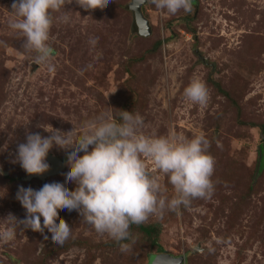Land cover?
I'll list each match as a JSON object with an SVG mask.
<instances>
[{
  "label": "rangeland",
  "instance_id": "374dc122",
  "mask_svg": "<svg viewBox=\"0 0 264 264\" xmlns=\"http://www.w3.org/2000/svg\"><path fill=\"white\" fill-rule=\"evenodd\" d=\"M133 1L112 0L85 11L72 0L52 13L49 71L25 53L22 36L9 28L13 0H0V232L9 227L2 220L9 213L24 218L15 199L19 186L38 190L58 181L75 187L65 182L66 166L43 181L28 179L14 162L25 132L47 136L51 125L73 129L78 137L102 113L118 122L119 110L139 114L138 132L146 136L203 134L215 161L213 194L177 211L166 207L140 224L156 229L164 254L137 225L124 241L131 250L121 251L76 211L60 210L72 229L63 246L47 230L42 235L17 228L13 240L0 242V264H172L178 257L183 264H264V168L258 173L264 151V0H193L190 12L174 15L147 0L141 6L147 37L133 31ZM65 12L63 23L57 18ZM192 79L207 85L203 105L184 95ZM48 155L66 157L55 147ZM141 159L161 185L160 196L172 199L168 177L151 159Z\"/></svg>",
  "mask_w": 264,
  "mask_h": 264
},
{
  "label": "clouds",
  "instance_id": "9594fccd",
  "mask_svg": "<svg viewBox=\"0 0 264 264\" xmlns=\"http://www.w3.org/2000/svg\"><path fill=\"white\" fill-rule=\"evenodd\" d=\"M85 11L106 7L112 0H75ZM156 8L176 14L190 12L192 0H151ZM72 0H13L9 28L19 33L25 53L34 55L37 64L49 71L54 49L47 43L53 26L52 13L60 12ZM57 19L66 23L65 12ZM185 97L193 103L205 104L208 89L205 82L192 79L184 89ZM120 121L107 113L87 122L78 137L73 129L61 131L47 125L51 131L25 132V140L18 143L15 163L29 176L49 171L47 156L55 147L66 153L64 173L66 183L75 185L69 190L65 183H45L40 189L19 186L15 199L24 209L23 219L9 213L2 220L9 227L0 232V242L15 238L16 229L31 230L42 235L45 230L58 246L71 235L69 224L59 217L60 210L76 211L83 221L98 234H107L121 248L130 251L124 241L132 238V225L144 223L152 214L166 207L177 211L194 198L213 194L212 176L215 161L208 153L209 142L203 134L191 139L170 131L167 136H146L138 132L143 118L132 112L119 110ZM37 127H42L37 125ZM82 153V155H81ZM141 155L152 160L173 186L175 196L168 200L160 196L161 185L149 176ZM42 220V223H41ZM49 237L44 236L47 240Z\"/></svg>",
  "mask_w": 264,
  "mask_h": 264
},
{
  "label": "water",
  "instance_id": "95a60500",
  "mask_svg": "<svg viewBox=\"0 0 264 264\" xmlns=\"http://www.w3.org/2000/svg\"><path fill=\"white\" fill-rule=\"evenodd\" d=\"M146 0H134L130 11L133 15V31L138 35L142 37H147L150 35V28L148 25V22L144 19L142 12H141V6L144 5ZM264 157V151L262 152ZM47 162L50 166L49 171L40 175V176H30L28 179L32 178H38L39 180L43 181L49 177H53L60 173L64 168L65 165L56 157L52 155L47 156ZM184 260L182 257H178L172 264H183Z\"/></svg>",
  "mask_w": 264,
  "mask_h": 264
},
{
  "label": "trees",
  "instance_id": "16d2710c",
  "mask_svg": "<svg viewBox=\"0 0 264 264\" xmlns=\"http://www.w3.org/2000/svg\"><path fill=\"white\" fill-rule=\"evenodd\" d=\"M146 1H147V0H146ZM192 1H193V0H192ZM261 134H264V131H262ZM262 152H263V151H261V156H262V158H261L260 168H259V170H258V173H260L261 170L264 168V157H263ZM59 160L65 165L66 157L59 158ZM30 180H38V181H41V180H39L38 178H37V179H36V178H32V179H30ZM136 228H137V230H138L140 233H142L146 238H148V239L151 241V245L156 246V247L158 246V245H157L158 233H157V231H156L155 228H153V227H145V226H143V225H137ZM157 249H158L159 254H164V253L162 252V249H161L160 247H157ZM149 256H150V255H149ZM149 256H148V257H149Z\"/></svg>",
  "mask_w": 264,
  "mask_h": 264
}]
</instances>
